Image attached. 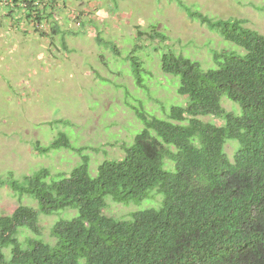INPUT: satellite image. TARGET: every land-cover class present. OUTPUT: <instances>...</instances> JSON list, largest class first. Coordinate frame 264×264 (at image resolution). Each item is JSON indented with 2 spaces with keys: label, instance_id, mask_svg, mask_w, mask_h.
I'll return each instance as SVG.
<instances>
[{
  "label": "trees",
  "instance_id": "16d2710c",
  "mask_svg": "<svg viewBox=\"0 0 264 264\" xmlns=\"http://www.w3.org/2000/svg\"><path fill=\"white\" fill-rule=\"evenodd\" d=\"M60 1L0 0V6L24 15L33 33L46 38L47 29L59 34L53 18L65 8ZM172 1L242 51L214 52V66L204 69L183 53L155 46L162 71L178 79L185 103L169 110L162 105L160 116L133 106L142 127L123 144V156L102 162L96 176L89 156L73 148L66 133L49 146L36 143V152L65 149L80 153L81 161L60 182L47 183V169L23 180L13 173L0 178L20 203L0 216V264H264V36L244 19H213ZM143 35L168 40L156 25L138 31L139 42ZM112 50L118 54L115 45ZM131 60L130 73L144 88L148 72L140 57ZM223 98L234 104L231 111ZM229 142L237 143L232 158ZM160 194L159 206L139 207ZM24 197L37 206L23 204ZM108 201L139 209L130 218H114L106 214ZM69 210L76 215L58 221L52 241L45 242L40 218Z\"/></svg>",
  "mask_w": 264,
  "mask_h": 264
},
{
  "label": "rangeland",
  "instance_id": "374dc122",
  "mask_svg": "<svg viewBox=\"0 0 264 264\" xmlns=\"http://www.w3.org/2000/svg\"><path fill=\"white\" fill-rule=\"evenodd\" d=\"M182 1L213 19H244L247 27L264 35V0ZM59 3L60 8L65 7L56 9L53 18L59 34L47 29L46 38L33 33L24 15L17 14L23 17L20 23L12 9L0 6V178L13 173L23 180L43 168L51 174L47 183L70 177L81 161L80 153L61 149L41 154L34 149L36 143L49 146L60 133H66L73 148L89 156L91 173L96 176L102 162L123 156V144L130 143L132 131L142 127L133 106L140 108L142 104L146 111L160 116L162 105L169 110L172 105L185 103L177 93L178 79L162 71L161 53L154 50L155 46L165 52L183 53L204 69L214 66V52L237 48L191 19L172 0ZM151 25L168 40L159 43L143 35L144 41L139 42L138 31H148ZM114 45L118 54L112 50ZM140 45L145 48L136 47ZM133 57H140L148 72L144 88L130 73ZM228 101L223 98L222 103L231 111L234 104ZM203 119L220 123L212 117ZM61 120L68 125L58 122ZM236 149L234 142L226 146L231 158ZM160 196L154 203L145 201L139 207L159 206L164 200V195ZM23 204L37 206L29 197L23 198ZM19 205L10 188L0 186V216L12 214ZM139 207L108 201L106 214L127 219ZM75 215L69 210L42 216V239L51 242L53 226Z\"/></svg>",
  "mask_w": 264,
  "mask_h": 264
},
{
  "label": "clouds",
  "instance_id": "9594fccd",
  "mask_svg": "<svg viewBox=\"0 0 264 264\" xmlns=\"http://www.w3.org/2000/svg\"><path fill=\"white\" fill-rule=\"evenodd\" d=\"M247 24V23H246ZM247 27V26H246ZM249 28V27H248ZM22 29V28H21ZM252 29V28H251ZM258 32V31H257ZM264 36V35H263ZM44 169V168H43ZM40 171V170H39ZM37 172V171H36Z\"/></svg>",
  "mask_w": 264,
  "mask_h": 264
}]
</instances>
